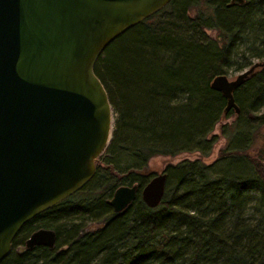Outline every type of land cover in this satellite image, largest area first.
Returning a JSON list of instances; mask_svg holds the SVG:
<instances>
[{"label":"trees","instance_id":"16d2710c","mask_svg":"<svg viewBox=\"0 0 264 264\" xmlns=\"http://www.w3.org/2000/svg\"><path fill=\"white\" fill-rule=\"evenodd\" d=\"M228 4L172 0L103 52L94 73L115 117L95 175L24 225L0 264H264V66L234 92L238 115L210 86L264 62V0ZM233 114L217 159L166 166L163 200L147 208L140 193L155 176L149 161L207 157L214 127ZM133 185L135 200L114 213L107 201ZM87 224L100 227L85 232ZM39 229L55 233L54 247L26 249Z\"/></svg>","mask_w":264,"mask_h":264},{"label":"water","instance_id":"95a60500","mask_svg":"<svg viewBox=\"0 0 264 264\" xmlns=\"http://www.w3.org/2000/svg\"><path fill=\"white\" fill-rule=\"evenodd\" d=\"M171 1L0 0V263L24 225L95 175L115 117L95 65L114 41ZM244 2L229 0L227 7ZM263 66L212 80L226 112L240 113L233 94ZM165 184L162 173L141 190L147 208L160 205ZM136 196V186L119 187L107 204L120 213ZM55 242L52 230L39 229L25 248L51 249Z\"/></svg>","mask_w":264,"mask_h":264},{"label":"rangeland","instance_id":"374dc122","mask_svg":"<svg viewBox=\"0 0 264 264\" xmlns=\"http://www.w3.org/2000/svg\"><path fill=\"white\" fill-rule=\"evenodd\" d=\"M190 15L192 16V15H194V13L191 12ZM206 32L208 33L209 36L215 38V36H216L215 31L209 30ZM257 62H259V61L254 60L252 64L257 63ZM247 69L248 68H246L240 72L230 73L227 77L229 80H234L239 74H241L242 72H244ZM261 112H264V107H263ZM234 120H235V116L233 114L228 119H223L220 123H218L214 127L212 135L216 137V143L214 144V147L212 148L211 153L207 157H202L198 153L180 154L176 157H156V158H153L149 161L148 166H147L148 170L150 172H152L153 174H155V176H156V175L162 174L164 169L166 168V166H168L169 164H176V163H178L182 160H185V159L189 160V161H194L196 159H200L206 165L211 164L214 160L217 159L219 151L222 150L223 148H225L228 144V139H226V138H227L228 132H230V131H228L226 134H223L222 127L223 126L230 127L231 124L234 122ZM99 227H100V225H98V224H87L85 232L95 231Z\"/></svg>","mask_w":264,"mask_h":264},{"label":"flooded vegetation","instance_id":"af4514ba","mask_svg":"<svg viewBox=\"0 0 264 264\" xmlns=\"http://www.w3.org/2000/svg\"><path fill=\"white\" fill-rule=\"evenodd\" d=\"M234 5H236V4H234ZM243 5V4H242ZM233 6V5H232Z\"/></svg>","mask_w":264,"mask_h":264},{"label":"bare ground","instance_id":"6f19581e","mask_svg":"<svg viewBox=\"0 0 264 264\" xmlns=\"http://www.w3.org/2000/svg\"><path fill=\"white\" fill-rule=\"evenodd\" d=\"M37 218V217H36Z\"/></svg>","mask_w":264,"mask_h":264}]
</instances>
